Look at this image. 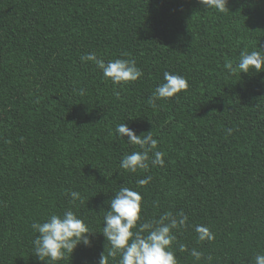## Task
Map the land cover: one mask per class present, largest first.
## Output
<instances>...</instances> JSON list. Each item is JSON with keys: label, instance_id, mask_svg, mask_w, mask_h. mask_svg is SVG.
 <instances>
[{"label": "trees", "instance_id": "obj_1", "mask_svg": "<svg viewBox=\"0 0 264 264\" xmlns=\"http://www.w3.org/2000/svg\"><path fill=\"white\" fill-rule=\"evenodd\" d=\"M229 12L200 0H0V264H43L30 225L73 210L95 234L58 264H98L106 201L118 187L143 197L142 218L184 211L207 225L177 233L180 264H254L264 253V72L230 75L241 51L264 50V0H228ZM135 59L144 75L113 85L81 57ZM165 71L187 78L175 97L149 98ZM85 94L80 95L79 90ZM152 131L163 168H119ZM232 128V135L226 129ZM152 176L144 187L136 181ZM69 190L83 202L70 203ZM202 251L196 261L179 245ZM211 257V259H208ZM119 257L108 258L118 264Z\"/></svg>", "mask_w": 264, "mask_h": 264}, {"label": "clouds", "instance_id": "obj_2", "mask_svg": "<svg viewBox=\"0 0 264 264\" xmlns=\"http://www.w3.org/2000/svg\"><path fill=\"white\" fill-rule=\"evenodd\" d=\"M206 8L215 9L221 13L229 12L228 0H200ZM82 62H91L101 71L103 78L113 85H123L136 82L144 73L137 66L135 59L116 58L104 61L95 52L81 57ZM224 68L230 75L250 72H264V50L241 51L238 61L229 60ZM186 77L168 71L163 73V82L159 83L149 98L152 108L157 107V101L167 100L189 88ZM84 95V89L79 90ZM232 135L233 129L225 130ZM117 139L127 137L129 145L138 146V150L125 153L119 162V168L130 173H148L150 167L165 165V152L158 149L160 143L154 138L152 131L137 135L124 123L115 127ZM152 176L146 175L136 181L137 187H144L151 183ZM70 203L75 207L77 202H83L80 192L69 190ZM107 211H104L102 235L109 248L107 256L104 252L98 264H108V258L118 259V264H180L173 247L177 241V233L181 230L193 228L197 243L211 242L215 233L204 224L192 225L189 217L181 210L178 213L164 211L159 218L144 220L142 218L143 197L140 192L125 184L118 187L112 198L106 201ZM36 234L32 240L34 256L43 264H58L59 261L69 259L78 245L86 248L92 246L95 234L73 210L66 209L62 213L50 214L42 222H32L30 225ZM180 251H189L196 260H202L204 253L195 248L187 249L184 244L179 245ZM211 259V257H208ZM254 264H264V253L254 256Z\"/></svg>", "mask_w": 264, "mask_h": 264}]
</instances>
